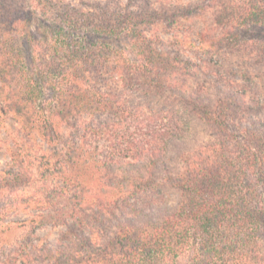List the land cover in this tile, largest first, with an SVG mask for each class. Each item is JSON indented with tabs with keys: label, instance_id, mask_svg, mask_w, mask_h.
<instances>
[{
	"label": "trees",
	"instance_id": "1",
	"mask_svg": "<svg viewBox=\"0 0 264 264\" xmlns=\"http://www.w3.org/2000/svg\"><path fill=\"white\" fill-rule=\"evenodd\" d=\"M115 1L0 0V98L23 133L0 170V264H264V97L181 79L193 42L264 63V0ZM176 11L210 23L163 39ZM45 220L67 230L43 257Z\"/></svg>",
	"mask_w": 264,
	"mask_h": 264
},
{
	"label": "rangeland",
	"instance_id": "2",
	"mask_svg": "<svg viewBox=\"0 0 264 264\" xmlns=\"http://www.w3.org/2000/svg\"><path fill=\"white\" fill-rule=\"evenodd\" d=\"M65 1L78 6L83 0ZM89 1L93 2L96 0ZM101 1L107 2V0ZM151 1H153V5L155 7L159 6L161 3L159 0ZM115 2H118V0ZM124 2L128 3L130 0H123V3ZM172 5V9H174L177 5L175 4L174 0ZM178 13L182 12L176 11V14ZM182 15V17H179V22H174L175 25L173 26L164 27L163 24L160 25L161 37L163 39H170L171 41L175 40L172 37L175 35V33L179 32L186 33V35L188 33L193 35V30H202L210 23V20L208 21L205 14L202 16H191L187 19L184 18V15H186L185 13H182ZM167 22L172 23L171 18H169ZM36 24L37 21H34V25ZM176 46L177 44L172 42L171 48L173 49ZM182 47H184L182 51L183 58L188 61V71L190 73V76L183 75L181 77L184 85L186 86L184 88L185 91H191L193 89L195 91L199 88L205 87L207 89H202V92H205L206 90L212 92L213 100L216 99L214 97L218 98L225 95L230 96L231 93L234 94L236 91L239 94L247 92L248 100L254 97L256 93H260L259 95L264 97V63L256 61V56H251L249 51L243 50V47L241 49L239 47L238 49H231L230 45H226L220 54L214 53L210 50L207 51V49L203 46H199L197 42H193ZM253 74L259 76V78H254V83L251 84L247 77L249 75L252 76ZM2 103V98H0V170L9 169L14 171L15 168L12 166H15V164L13 163L11 155L13 151H18L19 147L17 146L16 142L19 138L23 137V133L21 134L19 132V126L15 122V118L13 117L12 113H8L7 110L4 109ZM260 114H264V111L258 112L255 115L260 116ZM197 128L199 129L200 135L203 139H215L214 137L210 136V134L216 132L210 125H206L204 123L199 124L197 122ZM191 134L192 132L190 128V137ZM34 144L36 146V150H39L40 148L47 149V146L41 142L39 138L35 140ZM28 189L29 188H26L25 190ZM40 212L42 211L36 209L27 211L20 210L10 214L8 219L27 220L36 216L37 213ZM43 219H46V217ZM24 227H20V230L26 231L27 227ZM66 230V225H55L52 222L45 220V222L40 225L38 230L33 235L34 245L36 248L34 249V252L38 256L41 255L44 257L45 253H47L45 251L48 249V247H54L62 233ZM13 248V246L7 247L5 254L8 255L13 253ZM20 248L22 249V246ZM20 248H18V250Z\"/></svg>",
	"mask_w": 264,
	"mask_h": 264
}]
</instances>
